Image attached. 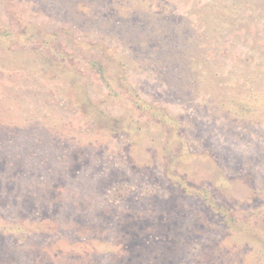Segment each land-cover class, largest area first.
Returning <instances> with one entry per match:
<instances>
[{
	"label": "rangeland",
	"instance_id": "rangeland-1",
	"mask_svg": "<svg viewBox=\"0 0 264 264\" xmlns=\"http://www.w3.org/2000/svg\"><path fill=\"white\" fill-rule=\"evenodd\" d=\"M0 36V264H264V0H0Z\"/></svg>",
	"mask_w": 264,
	"mask_h": 264
},
{
	"label": "trees",
	"instance_id": "trees-1",
	"mask_svg": "<svg viewBox=\"0 0 264 264\" xmlns=\"http://www.w3.org/2000/svg\"><path fill=\"white\" fill-rule=\"evenodd\" d=\"M82 7H83V8H86V4H85V6H82ZM88 7H89V5H88ZM1 39H3L2 36H0V41H1ZM102 75H104V74H102ZM137 104H138V107H139L140 109H142V110H144L145 112L149 113L153 118L158 119L159 121H161V119H160V115H159V113L155 110V108H153L152 106H149V105H147V104H145V103H143V102H141V101H138ZM230 115H231L230 113H225V116H226V117H224V118L228 119V118L231 117Z\"/></svg>",
	"mask_w": 264,
	"mask_h": 264
}]
</instances>
